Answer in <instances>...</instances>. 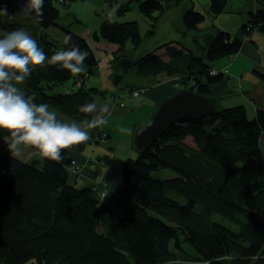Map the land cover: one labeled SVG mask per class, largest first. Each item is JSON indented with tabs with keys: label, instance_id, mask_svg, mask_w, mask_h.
<instances>
[{
	"label": "trees",
	"instance_id": "trees-1",
	"mask_svg": "<svg viewBox=\"0 0 264 264\" xmlns=\"http://www.w3.org/2000/svg\"><path fill=\"white\" fill-rule=\"evenodd\" d=\"M106 1L118 14L131 11L136 2L138 11L148 17L181 2ZM210 1L214 15L222 13L227 3ZM22 2L9 13L15 14ZM55 2L44 0L42 23L11 15L0 17V33L31 27L46 35L47 29L55 27L72 39L57 44L44 35L39 37L38 44L49 58L55 51L73 46L89 53L84 72L72 74L59 64L45 62L32 71L21 89L34 102L54 105L83 121L86 114L79 107L91 102L102 105L96 96L105 94L85 85L99 59L84 36L60 25ZM250 17L242 34L251 28L264 31V9ZM204 18L193 7L182 15L186 31H196ZM211 33L213 42L204 56L190 54L186 70L188 82L194 83L186 88L202 94L211 93L210 85L222 79V74H210L211 67L204 59L214 62L229 57L242 46L240 38L226 32ZM100 39L118 46L117 51L124 50L128 42L137 51L143 41L136 21L105 20L92 34V40ZM183 54V49L170 47V61L148 52L135 61L115 55L114 64L124 71L135 69L141 77L173 76L182 74L176 61ZM71 80L78 81L75 89L56 90ZM92 132L106 137L97 128ZM263 133L264 111L250 119L244 106L182 121L144 153L128 158L121 170L123 184L104 196L93 186H79L70 171L76 159L72 152L84 150L94 137L92 133L89 141L64 150L60 162L45 158L24 161L12 157L7 145L0 146V264H264V188L255 190L264 173L259 146ZM7 135L0 133V144ZM246 167H253L256 176L243 172ZM155 173L168 177L159 178ZM108 197H113V202L104 201ZM216 215L239 229L226 226ZM182 243L193 250L191 262L179 259L172 250V245L181 249Z\"/></svg>",
	"mask_w": 264,
	"mask_h": 264
},
{
	"label": "crops",
	"instance_id": "crops-1",
	"mask_svg": "<svg viewBox=\"0 0 264 264\" xmlns=\"http://www.w3.org/2000/svg\"><path fill=\"white\" fill-rule=\"evenodd\" d=\"M20 1L0 0V5H6L10 12ZM86 1L91 0H72V2L56 0L68 9H72V13H79L75 14L77 17L82 15L98 17L93 29L83 23L82 17L75 18V21L84 24L81 33H76L90 42L100 61L94 68L93 75L85 80V85L105 92L103 96H96V99L102 105L108 104L112 111L110 110L111 114L106 116L107 123L98 127L106 137L98 142L91 139L84 150L72 152V156L84 167L79 177L73 176V180L79 186L97 184L94 187L98 192L113 193L123 184L121 173L123 163L128 158H135L138 155L132 145L134 128L148 123L165 99L189 86L190 82L183 84L181 80L182 77H188L186 70L190 65L189 55L200 51L197 53L198 56H204V51L201 49L203 46L195 43L191 38L215 30L226 32L232 38H240L242 46L236 54L214 62H207L204 59L211 69H216L218 74H222L220 81L210 85V91L220 98L224 108L244 106L250 119H253L259 110L264 111V31L251 28L248 33L242 34L243 26L250 24L251 14L264 9V0H227L225 9L217 15L211 12L210 0H181L174 7L156 12L152 17L142 15L138 11L136 2L132 3L131 11L118 16L108 3H103L106 0H92L91 3ZM190 7L205 16L196 31H186L182 21L183 12ZM104 20L138 22L143 37L140 51H136L131 42L126 44L124 50L117 51L118 46L114 44L102 39L92 40V34L99 31ZM60 25L67 27L61 23ZM69 26L67 28L71 29ZM60 34L59 39L64 43L66 35L63 32ZM193 43L194 47H191ZM182 46L186 47L183 51L185 54L176 61L182 66V74L176 76L160 74L154 77H141L135 69L124 71L118 64H114L116 54L120 57L119 54H124L137 59L148 52L161 55L166 61H170L167 49L170 47L182 49ZM99 54L103 56V60L100 59ZM142 89L145 92L138 99L130 95L131 90L142 91ZM121 102L124 106H121ZM113 113L117 114V117L111 119ZM121 127L131 129L132 134L118 132ZM259 146L264 157V133L260 137ZM246 170H248L247 175L256 176L253 167H247ZM263 178L264 173L258 178L257 183Z\"/></svg>",
	"mask_w": 264,
	"mask_h": 264
},
{
	"label": "clouds",
	"instance_id": "clouds-1",
	"mask_svg": "<svg viewBox=\"0 0 264 264\" xmlns=\"http://www.w3.org/2000/svg\"><path fill=\"white\" fill-rule=\"evenodd\" d=\"M10 15L42 23L44 0H23L15 14H10L6 5H0V17ZM71 39L70 35L65 36L66 43ZM88 55L79 46H73L57 50L49 58L24 28L0 33V133L8 134L4 140L12 157H20L25 148H31L45 159L60 162L64 159V150L91 139L89 129L107 123L106 116L111 114L108 104L86 103L79 107L86 114L82 122H64L47 103L34 102L20 88L32 71L45 62L80 74L85 70ZM119 130L132 134L129 128Z\"/></svg>",
	"mask_w": 264,
	"mask_h": 264
},
{
	"label": "water",
	"instance_id": "water-1",
	"mask_svg": "<svg viewBox=\"0 0 264 264\" xmlns=\"http://www.w3.org/2000/svg\"><path fill=\"white\" fill-rule=\"evenodd\" d=\"M191 40L200 43L203 46L201 49L205 51L213 42V34L209 32ZM223 109L220 98L213 93L202 94L192 88H184L165 99L157 107L148 123L134 128L132 136L134 150L137 154H142L173 125L185 120H199L217 115Z\"/></svg>",
	"mask_w": 264,
	"mask_h": 264
},
{
	"label": "rangeland",
	"instance_id": "rangeland-1",
	"mask_svg": "<svg viewBox=\"0 0 264 264\" xmlns=\"http://www.w3.org/2000/svg\"><path fill=\"white\" fill-rule=\"evenodd\" d=\"M65 1V0H64ZM77 1V0H76ZM71 2H72V0H71ZM86 2H89V3H91V2H93L92 0L91 1H86ZM119 2H121V3H126L127 2V0H119ZM56 3V6H57V8L60 10V18H59V22L61 23V24H63V25H65V26H67L68 27V25H70L69 27L71 28V29H73L74 30V32H80L81 33V31H82V29H84V24H86V25H88L90 28H94L95 26H96V24H97V21H98V17L97 16H95V15H93V16H88V15H82V16H80V17H82V21H83V23L84 24H82V23H79V22H77V21H75V18H80V17H77V15H75V14H79V13H72V9H68L67 8V6H65L63 3H61V2H55ZM103 3H105V4H107L108 2L106 1H104ZM84 4H86V3H84ZM109 4V3H108ZM86 5H88V4H86ZM97 8V7H96ZM95 7H94V9H96ZM113 9V8H112ZM114 11H116V9H114ZM76 12V11H75ZM93 12H95V11H93ZM117 13V12H116ZM110 15V14H109ZM117 15L118 16H122L123 14H118L117 13ZM105 21V20H104ZM25 30L26 31H28L29 32V34L34 38V39H36L38 42H39V37H41L42 35H44V34H40L41 32L40 31H38V30H36L35 28H31V27H29V28H25ZM60 33H62V31L59 29L58 30V28H55V27H51V28H49V30L46 32V35H44L46 38H49V40L50 39H52L55 43H57V44H62L63 42H61V40L59 39V37H60ZM191 38V37H190ZM189 38V39H190ZM142 46V45H141ZM141 46H140V48H141ZM183 47V46H182ZM191 47H194V43L192 44V46ZM140 48L137 50V51H140ZM186 47H183L182 49H183V51H185L186 49H185ZM97 50H98V48H97ZM113 50V49H112ZM112 50H110V51H112ZM197 50H199V49H197ZM200 51H198L197 53H199ZM197 53H194V52H192L191 54H194L196 57H199L198 56V54ZM185 54V53H184ZM118 54H116V57H120V56H117ZM119 55H121V58H123V57H125V58H127L128 56H125L124 54H119ZM99 57H100V59H102L103 60V56L101 55V54H99ZM138 59V58H137ZM136 58H131V60H133V61H135V60H137ZM99 63H100V61H99ZM197 72V71H196ZM177 75H179V74H177ZM190 76H193L192 74H189ZM173 76H176V75H173ZM178 77H181V76H178ZM184 79H187L186 80V82L184 83L183 81H184ZM189 79L190 78H181V80H182V83L183 84H187L188 83V81H189ZM191 83V82H190ZM189 83V84H190ZM78 86V81H75V80H71V81H69V82H67V83H65L63 86H60V87H56V90L57 91H63V92H65V91H68V90H73V89H75L76 87ZM22 85H20V88L22 89ZM53 90H55V89H53ZM134 91V90H133ZM133 91L131 90L130 91V95L133 97ZM142 94H141V96L144 94V92H145V90L144 89H142ZM134 98H137V97H134ZM138 99V98H137ZM122 103V102H121ZM124 104V103H123ZM49 105V108L51 109V110H54L56 113H57V115H58V118L59 119H61L62 121H64V122H73V121H75V122H77V123H80V122H82V120L80 119V118H77V116H75V115H73V114H71V113H65L64 111H62L61 110V108H58V107H56V106H54V105H50V104H48ZM65 108H67V107H65ZM111 111H112V108L110 109ZM115 117H117V114H115V113H113L112 115H111V119H114ZM148 122V121H147ZM143 124V123H142ZM119 128V127H118ZM117 128V129H118ZM97 130L98 131H100L101 129L100 128H97ZM89 131V134L91 135V133H92V135H94V137H92L93 138V141L94 142H98V141H100V140H102V138H100V135L101 134H99V135H95V132H92V129H89L88 130ZM118 132H120V130L118 131ZM104 135V134H103ZM118 135H119V133H118ZM187 142L189 143V144H191V145H193V141H192V139H190V138H188L187 139ZM3 145H7V143H6V141L4 140L3 142H2V144H0V146H3ZM18 158H20V159H22V160H24V161H33V160H36V159H43V157H41L40 155H38V154H36V152H35V150H33V149H31V148H25L24 149V151H23V153H22V155L20 156V157H18ZM240 167H242V166H240ZM243 167H245V166H243ZM247 168V167H246ZM246 168H244L242 171L243 172H245V173H247L248 172V170H246ZM251 171H253V170H251ZM82 172V171H81ZM81 172H79L78 174H73V176H80V174H81ZM160 175H162V177H164V178H166V177H168V175L167 176H165V173H162V174H159V173H155L154 174V176H156V177H159ZM171 175H169V177H170ZM173 177V176H172ZM160 178V177H159ZM97 184H93V187L94 186H96ZM262 186H264V178H263V180L262 179H260L259 180V182L256 184V188H255V190H258V189H260V188H264V187H262ZM95 188V187H94ZM96 189V188H95ZM111 194V193H110ZM104 201H108V202H113V197H108V199H105ZM216 219L217 220H219V221H221V222H223L226 226H228V227H230V228H232V229H235V230H238L239 229V226L238 225H236V224H234V223H231V222H228L227 220H222L219 216H217L216 215ZM183 244V243H182ZM172 250L175 252V254H176V256L179 258V259H181V260H187V261H189V262H191L190 260H194V253H193V250L189 247V246H187V245H185V244H183V246H182V248L181 249H177V248H175L174 247V245H172ZM191 264H206V263H195V262H192Z\"/></svg>",
	"mask_w": 264,
	"mask_h": 264
},
{
	"label": "built area",
	"instance_id": "built-area-1",
	"mask_svg": "<svg viewBox=\"0 0 264 264\" xmlns=\"http://www.w3.org/2000/svg\"><path fill=\"white\" fill-rule=\"evenodd\" d=\"M210 74L217 75L218 71L216 69H211ZM191 85H194V83L192 82ZM133 93H135V95L132 94L133 97L139 98L143 92L136 90V91H133ZM120 104H121V106H124L123 103H120ZM83 168H84L83 165L77 159L72 160V165L70 167V171L72 172V174H78L79 172H81L83 170ZM105 194H106V192L103 191L102 195L104 196Z\"/></svg>",
	"mask_w": 264,
	"mask_h": 264
}]
</instances>
